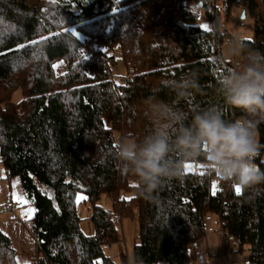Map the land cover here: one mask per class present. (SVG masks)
<instances>
[{
	"label": "trees",
	"instance_id": "obj_1",
	"mask_svg": "<svg viewBox=\"0 0 264 264\" xmlns=\"http://www.w3.org/2000/svg\"><path fill=\"white\" fill-rule=\"evenodd\" d=\"M236 1L223 0L224 11ZM247 1L254 30L242 41L264 52V0ZM201 10L214 30L193 24ZM217 18L214 0H0V164L9 180L19 177L35 209L33 264H115L105 246L122 241L118 221L127 216L139 222L137 262L191 264L209 213L237 251L248 245L251 264H264V185L237 194V183L223 179L214 191V172L185 170L145 196L114 154L117 139L148 131L140 101L164 79L196 71L201 89L189 103L216 99L213 85L230 66L220 60L227 31ZM117 53L133 70L127 82L112 79ZM18 89L22 100L13 102ZM257 132L253 163L264 171V124ZM121 189L131 197L120 199ZM78 191L93 204V235L80 227ZM102 193L117 197L114 212L96 205ZM0 264H20L1 230Z\"/></svg>",
	"mask_w": 264,
	"mask_h": 264
},
{
	"label": "clouds",
	"instance_id": "obj_2",
	"mask_svg": "<svg viewBox=\"0 0 264 264\" xmlns=\"http://www.w3.org/2000/svg\"><path fill=\"white\" fill-rule=\"evenodd\" d=\"M220 60L230 66L213 85L216 99L204 106L189 103L201 89L196 71L164 79L141 99L149 129L140 138L122 136L114 154L143 195L182 179L185 165L201 162L245 189L264 185V171L253 163L257 130L264 124V52L230 38ZM163 90L174 98H162Z\"/></svg>",
	"mask_w": 264,
	"mask_h": 264
},
{
	"label": "rangeland",
	"instance_id": "obj_3",
	"mask_svg": "<svg viewBox=\"0 0 264 264\" xmlns=\"http://www.w3.org/2000/svg\"><path fill=\"white\" fill-rule=\"evenodd\" d=\"M214 1L218 10V29L221 32L227 31V33H225L227 37L223 41V51H225L226 41L230 38H238L240 40L252 38L254 24L253 20L249 16L248 6H246L247 14H245L244 26H239L240 20H238L237 22L235 21L236 19H239L243 0H237L229 13H226L223 9V0ZM193 24L198 25L201 28H203L202 25H207V30H214L216 28L215 22L208 19L202 10L200 12L198 20L196 22H193ZM58 67L59 72H62V66L58 65ZM110 71L115 77L124 75L126 73L125 65L123 64L122 57L119 53L116 54L114 63L110 66ZM22 97V91L21 89H18L13 93L12 101L19 102L22 100ZM105 122L107 126H110L111 123L109 120H105ZM114 134L117 137L119 136L117 132H115ZM256 139L258 143V132ZM118 140L119 139H117V142ZM187 165H191V168H185L186 171H210L204 166L202 162L189 163ZM255 166L257 167L256 164ZM222 180L223 178H220L215 174L212 182V189L214 191L218 189L219 183L222 182ZM237 187H239L241 190L240 184H235V189H237ZM9 197L14 203V208L12 214H2L0 212V230L8 235L12 240L13 245L18 252L19 263L33 264L32 261L34 259H31V257L35 250V240L30 233V227L32 226L31 219L34 215L35 209L33 204L30 202V199L24 193L19 177H15L9 180L3 169V166L0 164V208L6 203ZM85 197L86 195L83 191L77 192L76 208L78 217L80 219V227L82 231L89 236L93 235L95 231L93 222L91 220L93 204L89 199H87V197ZM130 197L131 191L127 189H121L119 191L120 199H128ZM116 199V196H112L108 193H102L100 198L97 200L96 205L110 212H114L116 207ZM115 220L117 221V218ZM118 222V228L122 235V241L105 246L106 256L110 257L112 261L115 262V264H124L123 258L121 257V252L124 251L127 257V263L129 262L130 264H142L134 260V246L136 237L139 233V222L137 216H135L134 218H132V216L121 217L120 221ZM228 247L230 248L229 250L233 252V257H235V259L243 262L245 259L249 258L250 251L248 245L245 246L244 250L242 251H237V249H235L236 245L233 242H228ZM219 257H221V255H218V257L215 256L214 258ZM103 261V258H98L95 264H103Z\"/></svg>",
	"mask_w": 264,
	"mask_h": 264
},
{
	"label": "crops",
	"instance_id": "obj_4",
	"mask_svg": "<svg viewBox=\"0 0 264 264\" xmlns=\"http://www.w3.org/2000/svg\"><path fill=\"white\" fill-rule=\"evenodd\" d=\"M204 224L206 234L190 246L191 263L227 264L230 260L235 259L233 252L229 250L228 241L218 215L214 213L207 214ZM218 255H221V257L214 258L215 256L218 257Z\"/></svg>",
	"mask_w": 264,
	"mask_h": 264
},
{
	"label": "built area",
	"instance_id": "obj_5",
	"mask_svg": "<svg viewBox=\"0 0 264 264\" xmlns=\"http://www.w3.org/2000/svg\"><path fill=\"white\" fill-rule=\"evenodd\" d=\"M246 6H248V1L247 0H243L242 2V8L240 10V14H239V19H236L235 21L237 22L238 20H240L239 26H244V19L242 18L243 14H247V9ZM110 57H114V52H111L109 54ZM132 69L130 68L124 75H120L118 77H115L114 75H112V79L119 81V82H127L131 73H132ZM14 208V203L12 200H7L6 203L3 205L2 209H1V213L2 214H12ZM226 240L228 242H233L234 238L232 236L226 237ZM127 264H130L129 262ZM227 264H251L250 260L247 258L245 259L243 262L233 259L230 260Z\"/></svg>",
	"mask_w": 264,
	"mask_h": 264
},
{
	"label": "snow or ice",
	"instance_id": "obj_6",
	"mask_svg": "<svg viewBox=\"0 0 264 264\" xmlns=\"http://www.w3.org/2000/svg\"><path fill=\"white\" fill-rule=\"evenodd\" d=\"M202 27L205 28V30H207V25H202ZM45 39H46V38H45ZM31 43L35 44V43H37V41H32ZM20 47H24V45H21ZM185 168H186V169H190V168H191V165H185ZM201 174H202V173H201ZM236 191H237V194H239V192H240V188L237 187ZM85 198H86V197H85ZM78 199H79V197H78ZM33 211H34V210H33Z\"/></svg>",
	"mask_w": 264,
	"mask_h": 264
},
{
	"label": "water",
	"instance_id": "obj_7",
	"mask_svg": "<svg viewBox=\"0 0 264 264\" xmlns=\"http://www.w3.org/2000/svg\"><path fill=\"white\" fill-rule=\"evenodd\" d=\"M242 18H243V19L245 18V14L242 15Z\"/></svg>",
	"mask_w": 264,
	"mask_h": 264
}]
</instances>
